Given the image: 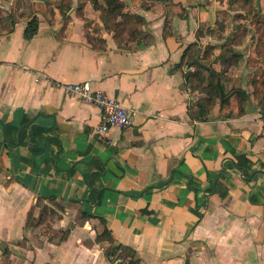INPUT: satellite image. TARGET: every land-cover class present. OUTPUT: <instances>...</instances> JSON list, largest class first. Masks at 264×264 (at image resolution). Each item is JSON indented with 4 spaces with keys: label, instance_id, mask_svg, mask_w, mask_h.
I'll list each match as a JSON object with an SVG mask.
<instances>
[{
    "label": "crops",
    "instance_id": "crops-1",
    "mask_svg": "<svg viewBox=\"0 0 264 264\" xmlns=\"http://www.w3.org/2000/svg\"><path fill=\"white\" fill-rule=\"evenodd\" d=\"M119 2L115 32L89 0H0V264H264V34L231 0ZM80 83L132 125L98 134Z\"/></svg>",
    "mask_w": 264,
    "mask_h": 264
},
{
    "label": "trees",
    "instance_id": "trees-1",
    "mask_svg": "<svg viewBox=\"0 0 264 264\" xmlns=\"http://www.w3.org/2000/svg\"><path fill=\"white\" fill-rule=\"evenodd\" d=\"M89 1L94 6L96 11H98L101 21L106 24H109L115 30V32H118V25L116 24L118 19L123 20V22H138L139 20V18L136 15H132L129 13H126V14L123 13L122 12L123 5L119 2V0H89ZM156 1L169 4L168 2L169 0H156ZM231 2L236 4L239 7H242L244 12L246 13L244 17L253 15L251 22H254L255 25H257L258 29L261 31V33L264 34V23H262L264 21L261 20L259 12L253 10L252 0H231ZM38 6H39L38 4H33V11L36 12ZM169 6L173 7L170 4ZM37 25H38L37 19L36 17H33L29 21L25 29V32H24L25 38L29 39L35 35V33L37 32ZM136 31H137V27L135 26V28L132 27L129 33L133 35V33ZM242 34H245V31L242 32ZM195 61L197 60L195 59ZM195 61L193 64L196 67L195 71L193 73H189L186 75L187 83L191 85L193 89L200 88V83H202V78H203L202 73L200 71L202 66H200L199 63ZM210 77H211V80H209V85L206 88H200V89L206 92L208 95H210L211 101L207 104L209 106L212 104L211 102L213 100L211 95H214L215 97L219 98L221 102L220 112L224 113L226 109H228V106H226V104H228L229 95H224L222 91V87L218 83L215 84V82L219 80L218 75L211 72ZM257 84L258 85H256V82L254 83L255 85L254 93H255V96H258V97L261 94L260 102L262 103V106L264 107V73L260 75V79L257 80ZM234 93L237 95L238 99L241 102V106H242V104L245 103V100H246L245 93L242 91H237ZM234 105L235 107H233ZM234 105L232 106V109H235L237 112L241 111L240 107H238V104H234ZM107 233L108 232L105 230L101 238H104L105 237L104 235H106Z\"/></svg>",
    "mask_w": 264,
    "mask_h": 264
},
{
    "label": "built area",
    "instance_id": "built-area-1",
    "mask_svg": "<svg viewBox=\"0 0 264 264\" xmlns=\"http://www.w3.org/2000/svg\"><path fill=\"white\" fill-rule=\"evenodd\" d=\"M68 94L80 97L83 101L96 105L101 113V121L96 128L100 135L106 134L111 129L123 130L132 125L135 115L124 108L117 100L109 98L105 93L94 91L89 83L68 84L65 86ZM87 230H91L90 227Z\"/></svg>",
    "mask_w": 264,
    "mask_h": 264
},
{
    "label": "rangeland",
    "instance_id": "rangeland-1",
    "mask_svg": "<svg viewBox=\"0 0 264 264\" xmlns=\"http://www.w3.org/2000/svg\"><path fill=\"white\" fill-rule=\"evenodd\" d=\"M50 210H51V213L48 212V211H46L45 214H44V216H43V218H42V220H41L42 223H46L45 225L48 226V228H46V229H48V231H46V233L49 236H51L52 234H54L52 232V228H51V225L50 224L51 223H54V220H56V218H55L56 216H59V214H58V208H56V207L53 206V208L51 207Z\"/></svg>",
    "mask_w": 264,
    "mask_h": 264
}]
</instances>
